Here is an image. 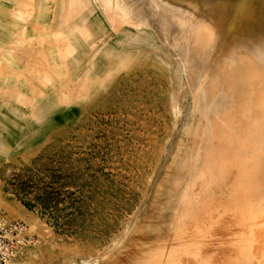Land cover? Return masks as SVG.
<instances>
[{"label": "rangeland", "instance_id": "rangeland-1", "mask_svg": "<svg viewBox=\"0 0 264 264\" xmlns=\"http://www.w3.org/2000/svg\"><path fill=\"white\" fill-rule=\"evenodd\" d=\"M143 1L129 0L124 13L100 10L97 0H0V217L24 222L37 240L11 264L127 262L148 207L159 192L165 196L175 169L192 152L199 119L228 104L230 74L219 68L217 54L231 41L240 4L248 1L264 14V0H238L218 39L205 27L215 19L214 11H199L186 26L176 17L179 1L159 4L156 14L151 0ZM146 8L148 15L142 16ZM137 18L142 25L132 27ZM253 88L264 92V80H256ZM249 106L250 117L264 118L260 100L253 98ZM226 117L227 125L213 138L212 162L198 164L188 190L168 201L166 229L180 219L181 226H194L192 238L172 248L177 263L197 254L202 260L196 250H210L206 239L194 234L195 222L204 216L198 212L208 183L217 179L212 172H220L221 155L231 159L239 146H254L263 162L258 184L264 189V130L249 131L250 120L236 105H229ZM205 131L211 132V124ZM184 206L191 220L189 212L179 211ZM260 219L258 236L246 233L238 240L230 234L236 225L229 224L231 244H219H245L261 257ZM165 250L143 256V264L158 257L166 262ZM231 250H211L224 255L212 256L214 262L227 263Z\"/></svg>", "mask_w": 264, "mask_h": 264}, {"label": "bare ground", "instance_id": "bare-ground-1", "mask_svg": "<svg viewBox=\"0 0 264 264\" xmlns=\"http://www.w3.org/2000/svg\"><path fill=\"white\" fill-rule=\"evenodd\" d=\"M177 1L180 2V8L181 9H180L179 13L176 15V17L179 18L182 25L190 26L192 24L193 18L196 17V15L199 11L208 12V13L211 11L215 12V14H216L215 19L211 18L209 21L205 22L206 29L210 32V34L213 36L214 39L220 38L221 33H222V27H223V24L226 22V20L229 16L230 8L233 7L234 5H238V3H239L238 0H177ZM103 4H105V3H103ZM102 5H101V7H104ZM240 10L241 11H240L239 15H237V17L234 21V24L230 29V32L232 33L231 41L229 43H227V45H225L223 48H221V52L217 54V56H218L217 63H218L219 68H221L222 70H224L230 74V76L228 78L227 91H226V99H228V104L225 107L222 106L220 109L215 110V112H214V110L206 111L205 115L199 119L198 123L196 124V130H195L194 140H193V144H192V152L190 153L189 156L185 157V159L181 162L180 166L177 169H175L176 172L174 174V179L170 185L166 186L168 191L165 194V196L162 197L163 193L159 192L154 197L151 206L148 207L149 209L146 211L143 218L141 219V225L139 227V230L136 232L135 236H133V238H132V241H131L132 248L130 250H128L126 255L129 254V256L126 258L127 262H125L124 264H143V262H142L143 256L146 257V255H150V253H152V254L154 253L153 255L158 254V256H159L161 254V253H159V251L163 250V248L166 249L165 251H167V252L164 251L165 252L164 256L163 255H161V256L164 259L167 258L166 262L160 261L161 259L159 260V257H158V259H157L158 262H157V260L153 261V262L151 261L152 264H210V262H211L210 257L212 259L213 258L212 256H214L213 255L214 251L209 250L210 251L209 252V251H205L202 249H198L196 251H199V252L201 251L202 254H200V255H202L204 257L202 260L200 258H199L200 259L199 260L198 257L196 258V256L199 255V254H197V255H195V259L193 257H192L193 259L188 257L190 259L189 261L183 260L182 263L181 262L177 263L175 261V258H177V255H175L176 257L174 258V252H173L174 245L180 244V243H177V242H179V240L182 241L181 244L190 240L192 238L191 235L193 234L194 226L190 225V224H186L184 226H181L180 223H182V221L180 219L179 222L175 221L174 229L172 228V230H169V229H166V227L164 226L163 217L165 215V212H167L166 208L170 203L168 201L175 200L177 197H179V195L182 192L188 190V186L190 184V180L192 179V177L195 173L194 169H196V166H198V164H201L204 167L205 165L208 166L212 162V160L209 157L212 153L211 149L214 147L213 138L215 137V135H217L220 128L222 130L227 125L228 117H226V115H228V112H229V105H236L238 108H240L242 110V113L245 115V117L250 120V122L248 123V127H247V129L249 131H251V130H264V118L258 119L256 117H250L251 116L250 115L251 114L250 113L251 108L249 106V104L251 103L253 98H257L258 100H260L264 104V92H261V93L258 92L257 93L253 88V84L256 80H264V14L257 12L256 7L249 5L248 1H243L240 4ZM202 32H204V31H202ZM210 115H211V119H209ZM261 121H263L262 124L260 123ZM208 123L211 124V132H209V134H207L205 131V129L209 126ZM209 138H210L209 148L204 151V147L207 144V141ZM236 164H237V159L235 157L232 159H227L223 155H221L219 158L218 167L221 168L223 166H228V165L229 166L233 165L236 167ZM173 168H174L173 166L169 167V170L167 172L168 175L171 171H173ZM166 183H167V180H166ZM246 185H248V184H246ZM250 195H251V193H250ZM239 196L236 195V197H238V198H239ZM230 197H227V198L230 199ZM232 198L235 201V198L234 197H232ZM251 198L252 197H250V199ZM243 199H245V198L243 197ZM243 199H241V200H243ZM203 200H204V198H203ZM213 200H215V199H213ZM219 200H221V199H219ZM245 200H248V199L246 198ZM215 201H213V202H215ZM221 201H223V200H221ZM225 201L227 202V200H225ZM225 201H224V203H226ZM230 201H232V200L230 199ZM230 201H229V203H232ZM234 201H233V203H234ZM204 202H206V201H204ZM243 202H245V201H242L240 204L238 202V205H241ZM196 203L197 202H195V204ZM208 203H210V202H208ZM248 203H249L248 205L247 204L245 205L243 203V205L241 207H244V205L248 207L250 205V201H248ZM198 204L199 205H196V209H200L199 206L201 205V203H198ZM254 204H256V203L254 202ZM189 205H191V204H189ZM213 205H215V204H213ZM218 205H216L217 208L218 207L220 208L221 204L219 206ZM235 205H237V203L236 204L234 203V205H230V207L235 206ZM197 206L199 208H197ZM202 206H204V205H202ZM235 207H233V209ZM255 207H256V205H255ZM259 207H260V205H259ZM227 208H229V207H227ZM237 208H239V206L236 207V210H237ZM262 208H263V205H262ZM184 209H185V212L186 211H187V213L189 212L188 206L182 207L179 211L180 212L182 211L181 213H183ZM201 209H202V207H201ZM242 209H241V211H242ZM204 210L205 209L201 210V212H198V213L201 214V213H203L202 211H204ZM253 210L254 209H252V211ZM258 210H260V208ZM223 211H225V210H223ZM249 211H251V210L249 209ZM204 212L206 214L207 211L205 210ZM215 212H218V210ZM225 212H224L225 213L224 215L226 216V214H227V216H228L229 213H227V211H225ZM228 212H230V211H228ZM234 212H239V211L234 210ZM243 212H245V211H243ZM246 212H247V209H246ZM251 212H249V213H251ZM210 213L212 214V212H210ZM261 213H263V212H261ZM211 214H210V216L208 215L210 218H211ZM255 214H254V216H255ZM257 214H259V213H257ZM189 215H190V213H189ZM220 215H223V213ZM224 215L221 218H224ZM244 215H245V213H244ZM248 215H246V216H248ZM262 215H264V214H262ZM177 216H178V213H177ZM201 216H203V214H201ZM251 216H253V213L251 214ZM256 216H255V218L259 217V216H257V217ZM186 217L187 216H185V218ZM188 217L191 218L192 214H191V216H188ZM205 217H206V215H204V218ZM231 217H232V219H234V218L237 219L235 217V215H234V217L231 215ZM238 217H240V215H238ZM195 218H197L196 215H195ZM204 218L202 217V218H199L196 220L195 223L199 224L198 226L200 227V229L197 228L194 232V234H197V235L201 234L200 236L202 237L203 240L206 239L205 238L206 235L204 232V226H206L205 225L206 222H205ZM251 218L245 219L243 217V219L247 220V221L250 220ZM225 219H226V221L229 220L227 217ZM240 219H242V218H239V220ZM253 219L254 218H252V220ZM252 220H250V223ZM208 221H210V220H208ZM212 221H213V219H212ZM223 221L224 222H221V223L230 222V221L226 222L225 220H223ZM232 221L234 222L236 220H231V223L233 224ZM256 221H258V219L255 220V222ZM217 223H220V222H217ZM209 225L210 224H208V226H207L208 228H209ZM211 225H213V224H211ZM233 225H235V224H233ZM255 225H256V223H254V226ZM236 226H240V223H239V225H236ZM243 226H245V225H243ZM243 226H241V227H243ZM219 228H221V227H219ZM238 228L239 227H237V229ZM213 229H215V227H213ZM216 230H217V228H216ZM221 230H222V228H221ZM226 230H228V229H226ZM241 230H243V229H241ZM253 230L255 231V229H253ZM256 230H258V228ZM245 232H248V231H245ZM258 232H259V230H258ZM263 232H264V229H263ZM241 233H243V232H241ZM245 234L243 233V235H245ZM255 234H253L254 235L253 238H255ZM260 234L262 235V232ZM195 236L196 235H193V238L196 239L197 237H195ZM246 236H247V234H246ZM256 236H258V235L256 234ZM224 238H226V237H224ZM235 238L238 239L239 237H235ZM209 239H210V237H209ZM230 240H232L231 236H230V239L228 241H230ZM247 241H246V243L248 244ZM250 241H252V240H250ZM205 242L203 244H205ZM242 242H245V240ZM255 242H257V241H255ZM263 242H262V244H263ZM219 243L217 244L218 247L221 246V245H219ZM253 243H252V245H253ZM171 244L173 245V247H170ZM230 244H231V241H230ZM258 244L260 245L261 243H258ZM262 244H261V246H262ZM209 245H211V243ZM237 245H238V243H237ZM191 246H189V247H191ZM205 246L206 245L202 246V248ZM234 246L226 248V249H230V248L232 249L233 248V250H231L229 252L228 256L226 255L229 258L227 260V263H225V264H255L257 259L259 262L261 261L260 264H264L263 263L264 262V253L261 255V257L257 253V255H259V256L256 259L255 257L257 255H256V253L255 254L252 253L251 250L253 249V252L255 250L251 246L250 247L252 249H250L249 247L248 248L244 247L245 244L243 247H240L239 245L235 246V247ZM261 246H260V248H261ZM210 247H212V246H210ZM193 248H194V243H193ZM170 249H172V251ZM219 249L221 250V248H219ZM168 250H170V252H168ZM212 250H215V249L212 248ZM262 250H264V249H262ZM196 251L194 250L195 254H196ZM202 251H204V252H202ZM221 251H223V248ZM188 252H190V251L188 250ZM188 252L187 251L184 252L185 255L189 254L191 256L192 252L191 253H188ZM218 252H220V251L218 250ZM218 252H216V255ZM207 254L210 255L208 258H207ZM219 254L217 256H219ZM221 255H222V257L224 256L223 253ZM180 257H181V259H180V261H181L183 257L179 255V258ZM219 257L220 258H218V257L217 258L221 259V256H219ZM179 258H178V260H179ZM208 259H209V262H208ZM143 260H144V258H143ZM191 260H193V261L195 260V263H193ZM214 260H215V258H213V262H214ZM213 262L211 264H215V262L214 263ZM220 264H222V262Z\"/></svg>", "mask_w": 264, "mask_h": 264}, {"label": "crops", "instance_id": "crops-1", "mask_svg": "<svg viewBox=\"0 0 264 264\" xmlns=\"http://www.w3.org/2000/svg\"><path fill=\"white\" fill-rule=\"evenodd\" d=\"M139 1H143V0H139ZM166 1H168V0H151V4H153V10L151 9V11H153L154 12V14H156V10H158V8H159V4H164ZM169 1H172V2H174V0H169ZM144 2V1H143ZM103 3H105V4H103ZM103 4V5H102ZM101 5L102 6H104L103 8H108V9H110V8H115V9H117V10H121L122 12H124V13H127L128 12V10L130 9V3H129V0H97V7H99L100 8V10L102 9L101 8ZM174 8V7H173ZM146 15H148V9L146 8V12H145V10H144V12H142V16H146ZM138 21H139V18H137V19H135V20H133L130 24H131V26L132 27H136V26H141L142 25V22L141 23H138ZM137 33H138V35H141V36H146V38H148V35H149V33H146L145 31H142V30H139V31H137ZM246 148H248V149H245V147H238L237 149V152H236V156H235V158L237 159V164H236V167L235 166H233V167H235L233 170H230V171H226L225 170V168H224V166L223 167H221V168H219L218 167V169L220 170V172H217V170L216 171H213L212 172V175L213 176H216V178L217 179H212L211 180V182L210 183H208V187H207V197H206V199H205V204H204V209L207 211L206 212V214H205V212H204V215H206V217L204 218V216H203V218H204V220H205V225L206 226H204V232H205V234L206 235H208V234H210L211 236H210V239H207V237H206V243L207 244H210L211 243V245H208L209 247H208V249H210V250H212V248H214L215 250H217V249H219V248H221V250H222V248H223V250H227L226 248H228L229 246L228 245H226V247L225 246H219L218 247V243L221 241V242H223V241H226V242H228V234H229V230H226L227 228H228V226H229V224H232L231 223V220H236V221H232L233 222V224H235V225H239V223H240V226H236V230H232L231 231V234H236L239 238H241V236L243 235V233L245 234V233H255V232H258L257 230H256V228H257V221L255 222V220L258 218H262V221H263V217H264V215H262V214H264V189H259V180H258V177H260V178H262V176L263 175H261V164L263 163L262 162V160H261V158H260V156L258 155V153L255 151V147L253 146V147H246ZM232 158H234V157H232ZM231 158V159H232ZM238 165V166H237ZM237 168V169H236ZM232 178V179H231ZM237 181V182H236ZM240 181V182H239ZM231 183V184H230ZM246 184H248V185H246ZM226 186V187H225ZM242 186V187H241ZM258 186V187H257ZM253 187V188H252ZM257 188V191H256V193H257V196H256V198L254 199V196H252L253 195V193H254V188ZM247 189V190H246ZM241 191V192H240ZM250 193H251V195H250ZM233 195V196H232ZM236 195L237 196H239V198L238 197H236ZM247 195V196H246ZM209 196V197H208ZM231 196V197H230ZM227 197H230V199L232 200V201H230V199L229 198H227ZM232 197H234L235 198V201H234V199L232 198ZM242 197V198H241ZM243 197L246 199H248V200H245V199H243ZM249 197V198H248ZM250 197H252L251 199H250ZM221 199V200H223V201H221V200H219V199ZM213 199H215V200H213ZM241 199H243V200H241ZM212 200V201H211ZM220 202H219V201ZM225 200H227V202L225 201ZM213 201H215V202H213ZM224 201L226 202V203H224ZM229 201L230 202H232V203H229ZM233 201H234V203L236 204L237 203V205H238V202H239V204L242 202V201H245V202H243L245 205L247 204H249L248 203V201H250V205L253 207H251L250 205L247 207V206H245L244 205V207H241L242 205H243V203L241 204V205H238L239 206V208H237V210L239 211V212H234V210L235 211H237L236 210V207H238L237 205H235V206H232V207H230V205H234V203H233ZM256 203V204H254V202ZM208 202H210V203H208ZM221 204H219V203ZM223 202V203H222ZM220 205V208L218 209L217 208V206L216 205H218V204ZM252 203V204H251ZM213 204H215V205H213ZM209 205V206H208ZM218 205V206H219ZM228 205V206H227ZM255 205H256V207H255ZM259 205H260V207H259ZM262 205H263V208H262ZM227 207H229V208H227ZM233 207H235L234 209H233ZM247 207V208H246ZM250 207V208H249ZM214 208V209H213ZM243 208V209H242ZM260 208V210H258ZM210 211V212H212V214L208 211V210ZM213 211H212V210ZM218 210V212H215V211H217ZM232 209V210H231ZM240 209V210H239ZM241 209H242V211H241ZM246 209H247V212H246ZM249 209L252 211V209H256L255 211L253 210L252 212L251 211H249ZM204 210V211H205ZM223 210H225V211H227V213H229L228 214V216H227V214H226V216L224 215L226 212L225 211H223ZM228 211H230V212H228ZM243 211H245V212H243ZM257 211V212H256ZM215 212V213H214ZM225 212V213H224ZM232 212V213H231ZM243 212V213H242ZM249 212H251V213H249ZM261 212H263V213H261ZM189 213H190V215L189 216H191V212L189 211ZM208 213V214H207ZM217 213V214H216ZM223 213V215H224V218H221V217H223V215H220V214H222ZM242 213V214H241ZM244 213H245V215H244ZM249 215H248V214ZM253 213V216H251V214ZM256 213V214H255ZM257 213H259V214H257ZM210 214H211V218L209 217L210 216ZM216 214V215H215ZM254 214H255V216L257 215V216H259V217H257V218H255V216H254ZM209 215V216H208ZM231 215L234 217V215H235V217L237 218V219H232V217H231ZM238 215H240V217H238ZM246 215H248L249 217L251 216L252 218H254L252 221H251V223H250V225L252 226H250L248 223V226L245 224L246 223V220H244L243 219V217L246 219V218H249L248 216H246ZM214 216V217H213ZM228 218L229 220H227L226 221V219L225 218ZM231 217V218H230ZM250 217V218H251ZM190 218V217H189ZM200 218H202V217H200ZM210 218V219H209ZM215 218V219H214ZM239 218H242V219H240L239 220ZM196 219V218H195ZM212 219H213V221H212ZM218 219V220H217ZM190 220H191V218H190ZM208 220H210V221H208ZM221 220V221H220ZM223 220H225L226 222H228V221H230V222H228V223H221V222H224ZM244 221V222H243ZM254 221V222H253ZM216 222V223H215ZM217 222H220V223H217ZM253 222V223H252ZM254 223H256V225L254 226ZM262 223H264V222H262ZM208 224H210L209 225V228L207 227L208 226ZM211 224H213V225H211ZM233 224H232V226H233ZM224 225H226L225 226V228L224 229H222L221 230V228H223V226ZM243 225H245V226H243ZM241 226H243V227H241ZM247 226V227H246ZM213 227H215V229H213ZM219 227H221V228H219ZM237 227H239L238 229H237ZM241 227V228H240ZM250 227V228H249ZM195 228H199L200 229V227L199 226H195ZM208 228V229H207ZM211 228V229H210ZM216 228H217V230H216ZM220 230H219V229ZM241 229H243V230H241ZM247 229V230H246ZM253 229H255V231L253 230ZM212 230V231H211ZM219 230V231H218ZM241 232H243V233H241ZM248 231V232H245V231ZM236 231V232H235ZM223 232H225V236H223L224 235V233ZM241 235V236H240ZM222 236V237H221ZM224 237H226V238H224ZM238 238V239H239ZM219 240V241H218ZM210 241V242H209ZM216 241V242H215ZM218 242V243H217ZM216 243V244H215ZM213 244V245H212ZM219 245H221V244H219ZM210 246H212V247H210ZM216 246V247H215ZM222 254V253H221ZM221 259H222V257H221ZM215 264H218V263H215Z\"/></svg>", "mask_w": 264, "mask_h": 264}, {"label": "built area", "instance_id": "built-area-1", "mask_svg": "<svg viewBox=\"0 0 264 264\" xmlns=\"http://www.w3.org/2000/svg\"><path fill=\"white\" fill-rule=\"evenodd\" d=\"M36 243L35 237L28 235L24 222H9L0 217V264L13 263L26 247Z\"/></svg>", "mask_w": 264, "mask_h": 264}]
</instances>
